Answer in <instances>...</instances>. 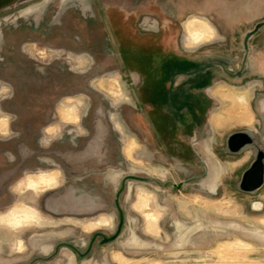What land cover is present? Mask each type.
<instances>
[{"label": "rangeland", "instance_id": "obj_1", "mask_svg": "<svg viewBox=\"0 0 264 264\" xmlns=\"http://www.w3.org/2000/svg\"><path fill=\"white\" fill-rule=\"evenodd\" d=\"M166 56L233 61L205 89L192 152L186 132L159 138L140 95L137 66ZM197 152L208 175L179 187L204 172ZM258 160L264 0H0V264H264V183L244 185ZM42 174L54 184L33 185ZM130 174L144 179L118 207Z\"/></svg>", "mask_w": 264, "mask_h": 264}, {"label": "flooded vegetation", "instance_id": "obj_2", "mask_svg": "<svg viewBox=\"0 0 264 264\" xmlns=\"http://www.w3.org/2000/svg\"><path fill=\"white\" fill-rule=\"evenodd\" d=\"M252 36L253 34L250 38ZM127 42L126 40L125 46L128 47ZM246 45H248V43H246ZM168 53L171 55L169 51ZM167 58L168 59H165L163 62L159 60L157 64L155 63L156 66L153 68L154 70L150 69L148 66L147 69L144 66L143 69H141V66H137L136 69H139L138 71H140V74H142L141 77H143L142 80L140 79V82L142 81L140 95L144 99L145 97L152 98L155 102L154 107L150 109L148 113V116L157 118V120H153L155 132L158 134L159 138L162 137V133L166 134L168 146L170 148H178L179 143L176 140L178 132H186L192 139L193 137L191 136L194 135L193 133L196 129L203 130V115L205 114L204 109H206L205 107L207 105V99L204 95L205 89L216 78V71L218 68L227 73H231L228 69V65L233 61H231V59L219 60L222 64L219 63V61L214 62L210 60L203 62L191 61L190 63L184 61L183 65L172 66L170 61L172 57L170 58V56H168ZM209 62L214 64L206 70L207 75L201 79L190 82V75L177 73L179 69H200ZM133 65H135V63H131L130 66ZM244 70L245 67L243 68V71ZM243 71L241 72L242 74ZM179 77L182 78L178 80ZM192 143L193 139L189 143L190 150L193 146ZM210 150L211 154H214L212 152V146ZM207 161L210 164V174H212V162H210L209 157Z\"/></svg>", "mask_w": 264, "mask_h": 264}, {"label": "water", "instance_id": "obj_3", "mask_svg": "<svg viewBox=\"0 0 264 264\" xmlns=\"http://www.w3.org/2000/svg\"><path fill=\"white\" fill-rule=\"evenodd\" d=\"M260 26H261V24H258L255 29L258 30L260 28ZM252 34H253V31L247 32V34H246V43H247L248 39L250 38V36ZM248 51H249V47H248V45H246V52H248ZM219 63H221V61H219ZM213 64L214 63H212V62L206 63V65L204 67H201L200 69H196V68L183 69V70L179 69V70H177V73L190 75L191 78H190L189 81L192 82V81H195L196 79H201L202 77L207 75L206 70L209 67H211ZM244 71L245 72L250 71V68L249 69H245ZM239 75H241V73H239ZM246 143L247 142L243 139V137L240 134H238V135H235V136H233L231 138L230 147L231 148H234V147H237V146L241 147V146H243ZM197 156L203 162V164L205 166V174L197 176V177H192V178L186 179V180H184L183 182L180 183L179 187H181L183 183H188V182H191V181H193V180H195L197 178H203L204 176L208 175V173H209L208 164L206 163V161L203 159V157L198 152H197ZM138 178L144 179V178H142L140 176H136V175L130 174V175H127L122 180V185H121L120 190L117 193V198H116L118 207H119V204H118L119 196H120V193L122 192V190L124 189L126 181L128 179H138ZM263 183H264V162H262V160H258V161H256L254 163L252 168L245 175V184L244 185H245V187H249L251 189H257V188H260L263 185ZM123 221H124V217H123V213L121 212V214H120V225H119L118 231L116 232V234H114L111 237L104 236V240H103L104 242L112 241V240H115V239L118 238L120 230H121L122 225H123Z\"/></svg>", "mask_w": 264, "mask_h": 264}, {"label": "bare ground", "instance_id": "obj_4", "mask_svg": "<svg viewBox=\"0 0 264 264\" xmlns=\"http://www.w3.org/2000/svg\"><path fill=\"white\" fill-rule=\"evenodd\" d=\"M199 28L202 29V31H205L206 29H207V31L210 30V27L208 25H205V24L200 25ZM223 170H222V166L218 170L215 166H212L211 172L214 173V177L217 181L220 179L219 177H220V174L223 172ZM45 175H47V174H42L39 177V180H36V179L31 180L32 184L35 185L39 189H41L44 185H46L47 182L49 183L50 186L52 184H54L53 180L47 181V178L45 177ZM111 176H113V175L111 174ZM22 212L24 213L26 220H29L33 216V212L30 209H23ZM7 217H8V220L11 222H17V221L22 222V221H24L23 218L18 219L19 218V212L16 209L9 212ZM150 222H151V224L155 225L158 222V215L153 216V218L150 220Z\"/></svg>", "mask_w": 264, "mask_h": 264}, {"label": "crops", "instance_id": "obj_5", "mask_svg": "<svg viewBox=\"0 0 264 264\" xmlns=\"http://www.w3.org/2000/svg\"><path fill=\"white\" fill-rule=\"evenodd\" d=\"M201 155V154H200ZM202 156V155H201ZM199 163L201 164V165H203L204 166V164H203V162L201 161V160H199ZM205 174V168H204V172L201 174V175H204Z\"/></svg>", "mask_w": 264, "mask_h": 264}]
</instances>
